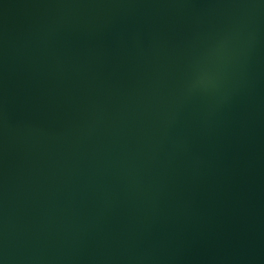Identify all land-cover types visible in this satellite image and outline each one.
I'll list each match as a JSON object with an SVG mask.
<instances>
[{"label":"water","instance_id":"1","mask_svg":"<svg viewBox=\"0 0 264 264\" xmlns=\"http://www.w3.org/2000/svg\"><path fill=\"white\" fill-rule=\"evenodd\" d=\"M0 264H264V0H0Z\"/></svg>","mask_w":264,"mask_h":264}]
</instances>
